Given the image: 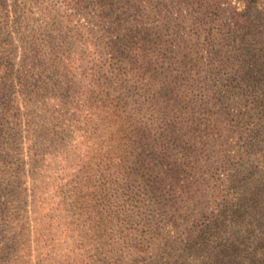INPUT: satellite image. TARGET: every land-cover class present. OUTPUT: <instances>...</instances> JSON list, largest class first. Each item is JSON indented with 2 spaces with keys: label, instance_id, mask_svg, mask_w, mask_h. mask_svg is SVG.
Here are the masks:
<instances>
[{
  "label": "rangeland",
  "instance_id": "1",
  "mask_svg": "<svg viewBox=\"0 0 264 264\" xmlns=\"http://www.w3.org/2000/svg\"><path fill=\"white\" fill-rule=\"evenodd\" d=\"M154 1L172 24L182 19L180 30L157 34L173 41L170 51L158 49L156 35L148 41L142 31L130 42L141 20L132 0L119 1L104 23L93 17L92 6L68 21L60 0H0L2 51L20 45L16 37L26 43L35 36L37 47H56L62 44L55 37L60 32L66 53L77 60L71 78L48 72L31 79L15 94L13 117L0 118L8 133L0 147V264H76L75 257L86 264H250L245 257L250 252L264 259V170L238 153L240 176H211L217 152L228 154L230 142L240 145L231 131L247 123L240 116L234 127L230 122L244 110L246 86L237 68L221 74L218 67L235 42L216 56L220 62L210 65L215 52H200L195 40L196 0ZM223 2L259 18L255 36L264 41V0L253 7L242 0ZM81 31L100 51L93 78L86 77L90 66L78 61L94 47L78 41ZM142 49L148 57L132 63ZM105 60L112 67L106 68ZM170 64L172 70H165ZM159 65L163 69L155 73ZM117 67L145 79L126 83ZM244 69L251 73L256 68L248 63ZM168 75L173 83L165 92L161 84ZM150 78L157 82L152 97L145 91ZM39 85L45 89L33 94ZM69 86L73 89L67 91ZM156 100L168 104V121L178 116L184 123L183 142L167 153L166 162L153 154L154 143L145 147L135 135L146 123L155 139ZM93 106L100 108L98 116ZM220 190L244 196L240 218L233 223L221 218L224 227H205L201 218H210L209 201ZM252 194L260 198L255 204ZM94 202L103 204L99 221L107 225L112 220L109 230L101 222L89 223L88 204ZM135 233L151 247L142 258L122 245L125 235L133 239ZM231 244L238 249H229ZM239 250H245L244 257Z\"/></svg>",
  "mask_w": 264,
  "mask_h": 264
},
{
  "label": "trees",
  "instance_id": "2",
  "mask_svg": "<svg viewBox=\"0 0 264 264\" xmlns=\"http://www.w3.org/2000/svg\"><path fill=\"white\" fill-rule=\"evenodd\" d=\"M119 1L123 0H60V9L66 14L67 20L70 21L72 16H75L78 11L87 10L89 6H92L95 9L93 17L97 22L104 23L112 17L110 14L116 10ZM124 1L129 3L131 0ZM132 1L136 2L137 0ZM242 1L246 5L252 7L261 5L258 0ZM136 3L132 4V6L135 7L137 16H140L141 20L137 21L138 24L131 31L130 42H132L141 31L143 34H147L146 37L148 41H150L149 39H151L152 36L156 35L157 37V34L161 31H168L172 28L177 31L181 29L182 19L176 22L174 21V24H172V21L169 20L167 16L163 15V9L158 7L154 0H139ZM193 4L198 16L194 18L192 25L195 40L200 44L199 51L202 53L215 52L214 57L208 58L209 64L211 65L214 64V62H220L216 56L224 52L223 49L226 48L229 43L235 42V45L231 46L228 50L229 54L224 62H220L221 64L219 63V73H226L229 67L232 69L237 68L240 78L246 86L243 99L244 110L240 115L232 116V119H230L233 127L239 116L247 120L244 129H235L231 131V136L237 138L240 145L236 148V144L230 142L228 154H224L221 151L217 152L216 164L211 176H240L243 169L240 168L241 166L238 160H236L238 153H243L241 160L251 161L253 159L252 161L256 162V168L258 170H264V41L255 36L256 31L259 30L257 27L260 24V20L259 18H256V20L252 19L245 11H239L235 6L224 5L223 0H196ZM262 5V7H264V4ZM121 22L122 20L119 18L118 23ZM141 23L145 24L141 25ZM2 25L8 27V22L4 20ZM59 33L55 35V37L62 44L56 47L47 49L37 47L36 37L31 36L26 43L23 41L21 43L18 37L14 38L20 45L12 47L8 53L2 51L0 48V99H2L0 104H3V108H1L2 116H0V118L2 121L13 117L12 110L16 108L17 104L15 94L19 92V90L24 89L25 85L29 83L31 79L36 77L40 78L43 75L46 76L48 72H55L63 78L68 75V77L70 76L71 78L74 71L73 63L77 60H73L70 55L66 53L63 47L65 39L62 35L60 36ZM87 37L88 36L83 31L78 32L76 35L80 43H85V47L94 46ZM156 39L154 43L158 44V49L160 50L170 51L168 48L174 45L172 40H162L159 36ZM181 56L180 54L179 59L182 58ZM98 57H100V51L94 46L89 47L85 56L78 58L79 63L90 66V72L86 73V77H95V73L97 72L96 61H99ZM146 57L148 56L145 54L144 49H142L140 53H136L135 58L131 61L132 63H138L141 60L143 61ZM17 58H19L18 62L16 61ZM99 62H101V60ZM162 63V65L167 64L165 60H163ZM248 63L254 65L256 68L255 71L251 73L245 72L244 67ZM14 64L18 66L16 69L13 67ZM103 65L106 66V68L112 67V64H108L106 60ZM117 69L119 77H124L126 83L131 80L135 83H141L142 79H145L144 75L143 77L139 75V72L137 74H131L126 71L124 67H117ZM159 69H163L161 65L158 66L155 73H157ZM164 69L167 71L170 70L171 64ZM128 75H130V78H127ZM169 78V75L166 76V82L161 84L162 91L166 92L170 89L171 83L173 82ZM153 81V78H150V82L146 83L147 88L145 89L147 95L151 97L156 91L155 83L157 82L155 81V83H153ZM159 87L157 90H160ZM44 89L42 85L37 87L34 86L33 94H37ZM70 89L73 88L69 86L67 91ZM143 97L146 98L147 96ZM73 103H76V101ZM76 104H78V101ZM154 105L156 106V113L159 116L152 121L156 124V130H159L154 137L155 139H153L151 135L152 129L148 126L149 124L146 123L135 132V135L140 138L143 142L142 145L145 147H149L150 142L154 143V147L157 151H152L154 152L153 154H157V156L161 158V161L166 162L170 159L167 153L169 154V151L174 148L176 149L179 142H183L185 134H182L181 130L183 129L184 123H182L183 120L178 116L175 118V122L173 120H167L166 112L169 110L168 104L160 105V102L156 100ZM78 106L79 105H77V107ZM93 111L96 116L101 113L100 108L97 106H93ZM108 117L110 118L109 122H113V116L109 114ZM2 125L3 124L0 123V147L4 144L3 137L8 136V133L5 132L6 128ZM205 125L209 126V121L205 122ZM11 135L12 138L15 139V134ZM169 140H172L170 146L166 145L169 143ZM159 146H161V148ZM241 148H243L242 151H240ZM31 149V147H28L29 151ZM138 162H145V159H139ZM254 197L251 201L255 204L256 200L259 201L260 198L256 195H254ZM243 199L245 200L244 196L234 198L229 196V194H224V190H220L216 195H213L209 201V208L211 209L210 218H201V224H204L205 227L213 225L216 228H220L224 227L223 225L225 224L221 218L228 219L229 217L231 222L237 220L240 218L242 210L240 205ZM108 203L109 201L106 202V204ZM101 205L103 204H97L95 202L92 205L88 204V220L92 225L94 224L93 222H99L98 224L102 223L99 221L100 210L98 208ZM94 218L98 219L94 220ZM111 222L112 220L109 221L107 225L102 223L106 230L110 229ZM144 225L146 224L144 223ZM147 227L151 228L149 225H147ZM18 237L17 241H20V237H22L21 234L18 235ZM140 237L141 236L137 235V233H135L133 239L125 235L122 245L127 248V251L131 253V255L133 254L142 258L149 253L151 247L149 243H146L143 238ZM235 247L238 249L236 244H231L229 249ZM244 251L245 250L238 251V255L241 258L244 257ZM255 255L256 254H253V252H250L248 256L245 257H247L250 264H264V259L257 260ZM74 261L76 264H86L81 257H75ZM111 261L112 264H117L116 260Z\"/></svg>",
  "mask_w": 264,
  "mask_h": 264
}]
</instances>
